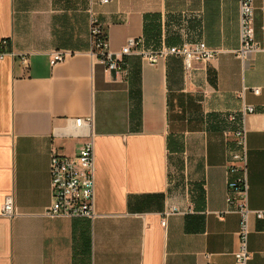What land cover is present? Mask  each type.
I'll list each match as a JSON object with an SVG mask.
<instances>
[{"label":"crops","instance_id":"obj_1","mask_svg":"<svg viewBox=\"0 0 264 264\" xmlns=\"http://www.w3.org/2000/svg\"><path fill=\"white\" fill-rule=\"evenodd\" d=\"M254 6L264 47V0ZM93 15L112 51L142 37L152 51L204 41L220 52L190 75L174 55L133 53L126 72L106 70L91 54ZM240 46V0H0V53L30 61L0 57V264H238L227 114L244 104L249 206L264 209V55L243 61ZM55 50L73 54L52 66ZM88 115L96 215L51 216V155L78 153L71 119ZM250 228L247 264H264V220Z\"/></svg>","mask_w":264,"mask_h":264},{"label":"built area","instance_id":"obj_2","mask_svg":"<svg viewBox=\"0 0 264 264\" xmlns=\"http://www.w3.org/2000/svg\"><path fill=\"white\" fill-rule=\"evenodd\" d=\"M112 0H101L102 3H109ZM255 6L254 0H240V20H241V46L235 54L243 61H248L250 57L257 53L264 55V47L255 39L254 30ZM90 43L91 54L97 58L106 70L127 71L126 56L136 53L152 63H157L168 56L181 57L184 61L187 75L191 74L197 62H206L215 59L220 50L208 46L204 41L194 44L184 43L181 45L165 46L160 50L152 51L145 48L142 37H131L119 51L110 49L109 39L99 20L93 15L90 20ZM4 45L8 42L4 41ZM18 56L23 67L29 69V54L0 53V57L5 55ZM73 53L63 50L52 51L49 55L52 66L63 62ZM247 90L245 87L241 96ZM255 95H259V87L252 88ZM254 112V106L244 104L240 113L230 112L227 120L231 123H238L231 134L238 150L233 152L228 163V172L232 178L229 179L227 203L231 206V211L240 216V226L238 231L239 246L235 252L238 264H247L251 258L249 250V235L251 232L250 221L252 217L264 220V209H252L249 206V185L247 178V129L245 118L247 114ZM75 132L83 138V142L78 149V153L73 156H66L53 151L50 160V176L52 204L47 210L51 216L60 217H85L93 219L96 215L95 203V149H94V117H76L71 119ZM177 211L175 207L166 211V215ZM4 216L13 217L15 206L13 197L9 196L2 209ZM166 219L163 220L165 225Z\"/></svg>","mask_w":264,"mask_h":264}]
</instances>
